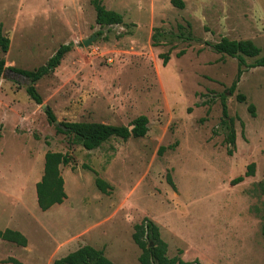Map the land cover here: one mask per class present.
Listing matches in <instances>:
<instances>
[{"label": "rangeland", "instance_id": "374dc122", "mask_svg": "<svg viewBox=\"0 0 264 264\" xmlns=\"http://www.w3.org/2000/svg\"><path fill=\"white\" fill-rule=\"evenodd\" d=\"M90 1L0 0V29L10 41L8 52L0 49V208L23 210L11 230L27 239L26 247L0 240V262L52 264L89 245L114 264H140L133 227L147 217L169 258L264 264V67H255L258 58L240 65L212 49L223 37L264 48V0H180L183 8L172 0H102L123 15L121 25L103 28ZM69 43L61 64L34 83L42 104L59 123L128 126L144 115L145 137L113 138L86 151L48 122L42 104L26 94L31 83L13 69L33 71ZM223 99L234 119L232 156ZM47 151L68 153L72 164L61 167L67 200L42 212L32 183ZM252 163L253 176L233 184ZM96 177L112 189L101 193Z\"/></svg>", "mask_w": 264, "mask_h": 264}, {"label": "trees", "instance_id": "16d2710c", "mask_svg": "<svg viewBox=\"0 0 264 264\" xmlns=\"http://www.w3.org/2000/svg\"><path fill=\"white\" fill-rule=\"evenodd\" d=\"M95 11L96 24L103 27H111L121 25L123 23V15L118 12L108 10L103 5L102 0H91ZM172 4L178 8H183V3L180 0H172ZM157 29L152 36L154 45L157 42ZM101 35V33H99ZM10 41L5 37L0 29V49L3 53L8 52ZM72 43L59 46L55 53L48 59V61L41 67L33 70L13 69L17 74L25 77L31 81V84L26 87L27 96L37 105L42 104V98L36 91L34 83L43 77L52 73L63 60L64 56L71 51ZM212 49L220 55L238 59L240 65L245 63V58H258L255 67H264V48L258 47L251 40H231L226 37L221 38L218 42L212 45ZM182 53H179L180 56ZM163 64H167L169 57L167 54L161 55ZM5 70V61L0 59V77ZM242 75L239 70L236 80L231 84L229 92L233 94L236 90L237 83ZM237 101L244 103L246 97L244 95H237ZM248 112L251 117H255V107L253 104L248 105ZM49 123L54 124L57 121L53 111L48 108L45 111ZM222 123L225 130L228 131L225 139L229 145L227 154L233 155L235 149V130L234 119L229 117L227 108L223 99L222 102ZM149 120L146 116L141 115L135 118L128 126L123 125H109L98 122H60L62 128L56 127V131L71 138L73 144L81 146L86 151H93L100 148L104 143L110 139L119 138L128 140L129 138H143L148 133ZM132 126V129L129 127ZM173 149V147H172ZM165 148L161 147L159 154L164 152ZM72 164V158L68 153L47 151L44 154L43 173L41 180L35 185L36 203L40 211L46 212L55 205H61L67 198L64 190V179L61 173V167H66ZM255 165L249 164L243 177H237L232 181L233 184L241 183L244 177L253 176ZM84 168L96 172L87 166ZM168 184L174 188L171 177H167ZM96 188L101 193H108L112 188L103 179L96 177L94 180ZM262 195L264 196V183L258 184ZM132 240L140 250L138 262L140 264H201L199 260L184 261L180 257L169 258L167 256L168 245L161 238L159 227L149 218L145 217L140 223L133 227ZM262 234L264 235V225L262 227ZM0 240L13 243L20 247L27 246L26 237L18 231L11 229L0 230ZM3 263L19 264L14 259L1 261ZM52 264H114L105 255L103 250L95 249L89 245L78 248L77 250L68 253L64 257L56 259Z\"/></svg>", "mask_w": 264, "mask_h": 264}, {"label": "crops", "instance_id": "0c3cea01", "mask_svg": "<svg viewBox=\"0 0 264 264\" xmlns=\"http://www.w3.org/2000/svg\"><path fill=\"white\" fill-rule=\"evenodd\" d=\"M107 9V8H106ZM42 161H43V163H44V156H43V159H42ZM42 170V173H43V169H41ZM42 173H41V176H42ZM41 176H40V180H41ZM40 180H38V182L40 181ZM37 183V182H36ZM36 183H32V185H33V190H34V193H33V199H34V201H36V192H35V185H36ZM64 190H65V184H64ZM67 195V194H66ZM67 200V198L65 199V201ZM64 201V202H65ZM63 202V203H64ZM62 203V204H63ZM37 204V203H36ZM55 206H57V205H55ZM38 207V206H37ZM54 207V206H53ZM52 207V208H53ZM19 212H17V209H16V206H15V203H14V205H12V208L10 207V204H6V206H5V208L4 207H2V208H0V225H4V226H0V229H6V228H8V229H11V228H16V229H18L17 227H15L14 225H13V221H14V219H15V217L17 216V214H18ZM22 213H23V210H22V212L20 211V215H22Z\"/></svg>", "mask_w": 264, "mask_h": 264}, {"label": "water", "instance_id": "95a60500", "mask_svg": "<svg viewBox=\"0 0 264 264\" xmlns=\"http://www.w3.org/2000/svg\"><path fill=\"white\" fill-rule=\"evenodd\" d=\"M96 39V36H92V37H90L89 39H85V40H83L82 41V45L83 46H88L92 41H94ZM16 77H20L21 75H19V74H14ZM1 77L2 78H6L5 76H4V72H3V74L1 75ZM29 83H31V81L29 80ZM41 108L44 110V111H47V109H48V107L46 106V105H44V104H42L41 105ZM54 126H56V127H58V128H62V126L60 125V123L58 122V121H55L54 122ZM130 129H132V126H130L129 127Z\"/></svg>", "mask_w": 264, "mask_h": 264}]
</instances>
